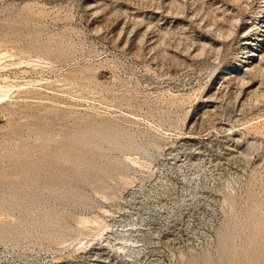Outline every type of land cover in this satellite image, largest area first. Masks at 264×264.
Returning <instances> with one entry per match:
<instances>
[{"label": "rangeland", "instance_id": "obj_1", "mask_svg": "<svg viewBox=\"0 0 264 264\" xmlns=\"http://www.w3.org/2000/svg\"><path fill=\"white\" fill-rule=\"evenodd\" d=\"M216 263L264 264V0H0V264Z\"/></svg>", "mask_w": 264, "mask_h": 264}, {"label": "bare ground", "instance_id": "obj_2", "mask_svg": "<svg viewBox=\"0 0 264 264\" xmlns=\"http://www.w3.org/2000/svg\"><path fill=\"white\" fill-rule=\"evenodd\" d=\"M261 33H262V32H261ZM252 53H253V52H252ZM252 56H255V55H252ZM248 59H249V58H248ZM246 63H247V62H246ZM248 63H249V62H248ZM250 63H251V62H250ZM259 222H260V221H259ZM226 232H227V231H226ZM228 232H229V231H228ZM224 233H225V232H224ZM228 234H229V233H228ZM225 240H227V239L225 238ZM224 242H225V241H224ZM217 243H219V242H217ZM227 244H228V243H227ZM227 246H228V245H227ZM219 247H220V246H219ZM219 247H218V248H219ZM225 248H226V247H225ZM218 250H220V249H218ZM223 250H224V249H223ZM226 250H227V249H226ZM226 250H225V251H226ZM228 251H229V248H228ZM218 252H219V251H218ZM226 252H227V251H226ZM226 252H225V253H226ZM220 253H221V251H220ZM225 255H226V254H225ZM219 257H220V256H219ZM216 258H217V257H216ZM225 258H226V257H225ZM219 259H220V258H219ZM221 259H222V258H221ZM216 260H217V259H216ZM224 262H225V260H224ZM228 262H229V261H228ZM217 263H218V262H217ZM217 263H216V264H217ZM220 264H221V263H220ZM225 264H226V263H225Z\"/></svg>", "mask_w": 264, "mask_h": 264}]
</instances>
